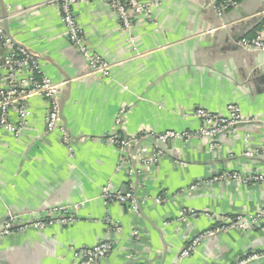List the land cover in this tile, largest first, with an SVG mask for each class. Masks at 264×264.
Returning a JSON list of instances; mask_svg holds the SVG:
<instances>
[{
  "label": "crops",
  "instance_id": "crops-1",
  "mask_svg": "<svg viewBox=\"0 0 264 264\" xmlns=\"http://www.w3.org/2000/svg\"><path fill=\"white\" fill-rule=\"evenodd\" d=\"M263 11L264 0H242L220 19L208 0H161L133 11V26L125 29L107 3L79 2L75 12L90 51L112 64L107 77L89 73L57 6L0 0L6 32L61 83V119L72 140L67 145L60 131H47L40 96L31 99L19 136L0 128V228L10 213L28 223L38 213L78 205L70 224L1 238L0 264H74L75 249L107 240L113 249L98 264H242L264 251L263 225L207 234L224 216L248 221L264 209V181L213 179L228 171L264 175V52L239 45L258 34ZM231 103L251 120L213 140L194 135L160 145L152 137L194 132L197 109L226 114ZM113 137L130 144L122 149ZM158 146L165 154L144 164L140 156ZM105 186L132 190L139 210L107 203ZM243 264H264V256Z\"/></svg>",
  "mask_w": 264,
  "mask_h": 264
},
{
  "label": "built area",
  "instance_id": "built-area-1",
  "mask_svg": "<svg viewBox=\"0 0 264 264\" xmlns=\"http://www.w3.org/2000/svg\"><path fill=\"white\" fill-rule=\"evenodd\" d=\"M82 1L90 0H47V4L57 6L61 11L62 22L67 28V37L72 46L86 59L90 67V74L110 76L112 64L98 53L90 51L88 39L80 25L75 5ZM107 3L118 16L122 26L130 29L133 26V11L148 10L152 6L158 5L161 0H148L143 3L138 0H100ZM242 0H208L209 7L213 9L220 19L226 13L240 6ZM2 18L0 17V128L12 131L19 136L28 124L31 114L30 101L35 96H40L47 103L46 128L47 131L58 130L62 133V140L65 144L71 145V136L61 119V104L58 96L61 83L52 80L42 69L39 56L28 48L17 43L5 30ZM239 45L248 51L264 52V11L262 13L261 29L254 37H241ZM195 115L200 119V127L193 131L166 130L154 133L152 137L160 145L176 140H189L196 135L200 138L215 139L219 135L225 134L235 126L250 121L251 119L243 115L237 104L231 103L227 107L226 114L212 112L206 108H199ZM16 116V120L14 117ZM112 141L119 144L123 149L128 147L130 141H123L112 138ZM165 154V150L158 146L149 155L140 156L142 162L152 165L159 161ZM252 151L247 150V155H252ZM131 172V171H130ZM214 180L236 181L243 183L263 182V174H249L241 176L237 172H225L217 175ZM103 197L108 202H119L127 207L128 211L137 212L139 205L135 193L130 190L126 193L113 192L109 186L103 187ZM161 198H159L160 200ZM158 200V199H157ZM71 207H55L51 212L44 215L38 213L39 218L28 223H21L17 216L10 213V217L0 228V239L12 234L16 230H24L27 227L44 229L57 224L67 225L75 220ZM191 216L198 213L194 210L189 212ZM257 225L264 226V209L249 216L248 221L242 216H224L220 225L207 234H213L229 228H239L249 230ZM120 229V228H116ZM203 235L196 237L183 251L182 255H188L200 242ZM113 249L110 240L102 241L93 246H86L75 249L74 264H98L105 259ZM264 256V251L252 252L241 262L246 263Z\"/></svg>",
  "mask_w": 264,
  "mask_h": 264
},
{
  "label": "water",
  "instance_id": "water-1",
  "mask_svg": "<svg viewBox=\"0 0 264 264\" xmlns=\"http://www.w3.org/2000/svg\"><path fill=\"white\" fill-rule=\"evenodd\" d=\"M11 214H13V213H11ZM13 215H14V214H13ZM9 217H10V214H9V215H7V217H6V218L8 219Z\"/></svg>",
  "mask_w": 264,
  "mask_h": 264
}]
</instances>
